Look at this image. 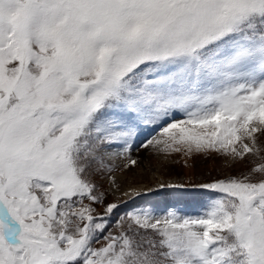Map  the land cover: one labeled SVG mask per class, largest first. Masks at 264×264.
I'll return each instance as SVG.
<instances>
[{"label":"snow or ice","instance_id":"obj_1","mask_svg":"<svg viewBox=\"0 0 264 264\" xmlns=\"http://www.w3.org/2000/svg\"><path fill=\"white\" fill-rule=\"evenodd\" d=\"M261 137L264 0H0V264H264Z\"/></svg>","mask_w":264,"mask_h":264},{"label":"rangeland","instance_id":"obj_2","mask_svg":"<svg viewBox=\"0 0 264 264\" xmlns=\"http://www.w3.org/2000/svg\"><path fill=\"white\" fill-rule=\"evenodd\" d=\"M261 139H264V137H261ZM132 156L138 158L137 165L129 169L120 167L112 174L118 182V190H114L107 179L100 181L102 190L109 193V200L121 197L129 187H153L161 180L173 181L189 178L201 180L216 176H227L240 171L244 167L242 163H234L216 156L206 158L198 155L187 161L179 157L164 160L162 157L153 156L149 152H138L135 149ZM116 163L122 165L123 161L117 160Z\"/></svg>","mask_w":264,"mask_h":264},{"label":"bare ground","instance_id":"obj_3","mask_svg":"<svg viewBox=\"0 0 264 264\" xmlns=\"http://www.w3.org/2000/svg\"><path fill=\"white\" fill-rule=\"evenodd\" d=\"M134 179V178H133ZM118 183V182H117Z\"/></svg>","mask_w":264,"mask_h":264}]
</instances>
